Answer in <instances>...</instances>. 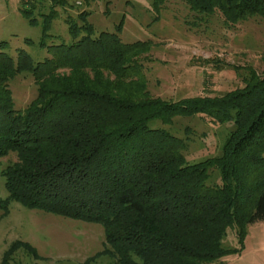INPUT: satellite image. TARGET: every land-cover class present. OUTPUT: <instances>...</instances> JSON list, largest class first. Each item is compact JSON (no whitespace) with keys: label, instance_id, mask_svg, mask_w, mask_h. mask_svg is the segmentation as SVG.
I'll return each instance as SVG.
<instances>
[{"label":"trees","instance_id":"obj_1","mask_svg":"<svg viewBox=\"0 0 264 264\" xmlns=\"http://www.w3.org/2000/svg\"><path fill=\"white\" fill-rule=\"evenodd\" d=\"M164 1L153 0L154 9ZM185 2L198 14L219 10L231 23L264 19V0ZM52 17L40 46L53 57L35 61L21 52L15 62L0 51V74L29 72L39 86L38 99L22 112L8 77L0 79V158L18 155L1 171L6 201L102 224L104 249L84 264L102 255L111 264H212L243 249L247 227L264 220V77L251 68L244 88L221 97H154L138 60L151 40L124 42L123 22L96 34L83 18L69 20L71 42L49 44ZM197 115L237 127L220 156L189 163L185 142L150 123ZM230 228L240 249L223 244ZM21 246L35 251L16 241L0 264H11Z\"/></svg>","mask_w":264,"mask_h":264},{"label":"rangeland","instance_id":"obj_2","mask_svg":"<svg viewBox=\"0 0 264 264\" xmlns=\"http://www.w3.org/2000/svg\"><path fill=\"white\" fill-rule=\"evenodd\" d=\"M25 10L37 24L28 19ZM49 14L53 16L47 31L50 37H46L49 44L71 42L69 20L82 24L83 18L93 24L96 34L114 32L123 22L120 37L124 42L151 40V49L138 60L145 86L154 97L171 101L221 97L244 88L251 68L264 77L262 17L252 15L231 23L219 10L209 15L191 11L185 0H165L159 11L153 0H0V51L15 62L21 52L35 61L53 57L40 46ZM4 78L15 109L23 112L36 102L39 86L34 75L7 71V75L0 74ZM150 125L168 128L180 137L189 163L220 156L228 135L237 127L234 121L213 122L204 115L179 116L171 125L160 121ZM16 161L15 151L0 158V263L16 241L31 244L35 251L21 246L13 252L11 264H84L101 252L106 240L102 224L6 201L8 191L1 171ZM223 244L240 249L236 228L228 229ZM112 262L102 255L93 264ZM212 264H264V220L247 227L243 249Z\"/></svg>","mask_w":264,"mask_h":264}]
</instances>
